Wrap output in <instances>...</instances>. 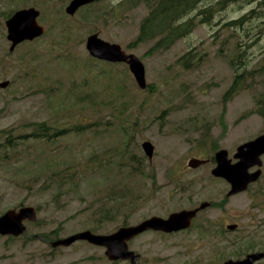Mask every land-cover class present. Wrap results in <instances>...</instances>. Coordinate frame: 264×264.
Here are the masks:
<instances>
[{
	"label": "rangeland",
	"instance_id": "obj_1",
	"mask_svg": "<svg viewBox=\"0 0 264 264\" xmlns=\"http://www.w3.org/2000/svg\"><path fill=\"white\" fill-rule=\"evenodd\" d=\"M69 2L0 0V83L10 82L0 87V133L24 131L33 121L87 127L52 144L31 142L36 147L30 151L45 154L35 165L24 162V152L10 164L0 163V216L23 206H34L38 213L36 222H26L27 237L0 236V264H131L110 261L104 247L87 241L53 248L49 242L55 237L41 235L54 230L56 239L85 230L111 234L203 202L211 205L199 212L189 230L147 231L132 239L129 248L141 255L139 264H219L264 251V227L258 226L264 219V177L249 190L227 196L230 184L211 173L217 151L226 149L235 163L237 148L264 133L259 113L264 98V32L258 37L256 18L264 12V0H209L198 5L191 16L204 8L210 12L208 20L201 22L199 17L190 35L152 54L148 51L154 41L131 46L148 14L144 5L124 10L117 8L120 0H101L88 12L69 16ZM29 7L40 11L46 33L11 52L5 15ZM250 11L256 13L242 25L230 24ZM87 13L88 21L82 17ZM66 27L72 32L68 37ZM93 33L141 59L145 89L127 64H107L90 56L86 40ZM189 50H196L201 59L186 69L178 59ZM235 59L242 61L240 72L247 63L246 78L237 95L225 98L234 82ZM85 92H92L95 101H77L76 95ZM146 140L155 147L151 161L142 148ZM192 158L208 162L193 169L188 166ZM71 165L80 171V187L71 193L56 199L52 190L39 185L27 188L30 176L43 177L48 167ZM115 204L121 213L99 219L103 205ZM229 224L239 227L227 231Z\"/></svg>",
	"mask_w": 264,
	"mask_h": 264
},
{
	"label": "water",
	"instance_id": "obj_2",
	"mask_svg": "<svg viewBox=\"0 0 264 264\" xmlns=\"http://www.w3.org/2000/svg\"><path fill=\"white\" fill-rule=\"evenodd\" d=\"M95 0H70L65 12L73 16L77 11ZM40 11L34 7L23 8L15 11L5 22L7 28V39L10 41V51L27 41H34L42 37L46 28L39 21ZM86 49L95 59L110 63H125L133 74L138 86L142 89L147 87L145 65L141 59L126 52L120 44L111 43L102 39L98 33H93L87 37ZM9 81L0 83V87L5 88ZM143 151L151 161L154 156L155 147L152 142L144 141ZM264 155V133L255 139L241 144L234 158L233 163L229 158L226 149H221L215 154L216 167L211 173L215 177L223 178L230 184L227 196L244 192L251 183L256 182L261 175ZM208 162L207 159L192 158L188 162L190 168L196 169ZM252 168H257L251 172ZM209 202H203L199 207L189 210H181L171 213L167 218L152 216L138 224L122 226L111 234H98L91 230L78 232L66 238H59L50 241L53 248L68 247L77 241H87L88 243L104 247L105 255L110 261H129L131 264H139L141 255L129 248V242L137 236L147 232L156 231L167 234L176 233L188 229L198 212L207 208ZM38 213L34 206H23L18 209L7 210L0 216V236L27 237L28 228L26 222L37 221ZM234 229L235 226H229ZM36 237H39L36 235ZM264 258V252L252 253L242 260L229 259L222 264H254Z\"/></svg>",
	"mask_w": 264,
	"mask_h": 264
},
{
	"label": "trees",
	"instance_id": "obj_3",
	"mask_svg": "<svg viewBox=\"0 0 264 264\" xmlns=\"http://www.w3.org/2000/svg\"><path fill=\"white\" fill-rule=\"evenodd\" d=\"M99 1L101 0H95V2ZM200 1L201 0H120L117 8L129 10L140 5H144L147 8L148 14L143 18L140 24L139 34L131 43V46L154 41L148 51V53L152 54L170 49L179 39H182L192 33L199 19V15L196 13L194 14L195 16L192 17L191 14L197 9L196 7L199 5ZM91 7L92 4L82 7L80 10L85 9V11L88 12ZM206 12L207 15L204 18V22L208 20L210 15V12L208 13V11H204V14ZM253 13L256 12L250 11L240 19L232 20L230 24L238 26L242 25L251 18V14ZM12 14V12H9L5 16L8 18ZM82 17L86 21L91 18L88 13ZM256 18L259 20V37L262 32H264V12H258ZM63 31L67 37L72 34L68 27H66ZM241 54L239 52L240 56ZM200 59L201 56H197L196 50H189L182 57H180L178 61L184 68L190 69L193 68L196 63L200 62ZM241 62V60L235 59L231 63L232 68L235 71V78L231 87L225 93V98L237 95L243 88L246 78V72L244 70H246L247 63L244 64L245 69L240 72V69L238 68H241ZM76 98L79 102L83 100L90 103L95 101L92 92H85L84 95H76ZM261 104L262 106L259 109V113L264 118V98L262 99ZM24 127H26L24 131L5 130L0 133L3 134L0 139V163L5 162V164H10V160L15 157L23 156L22 153L24 152V162L30 161L31 165H35L41 159L43 160L42 157H45V154L42 151H30L32 148L36 147V144H30L31 142H36L40 145L52 144L57 139L71 131L78 133L87 128L85 125H82V123L79 125L60 127L50 123L49 121H33L25 124ZM31 152L35 153V156H32ZM129 157L132 160L135 159L133 154H130ZM35 158L38 159L35 160ZM142 160L143 159H140L138 162L143 163ZM47 171L48 174L43 177H39V175L30 176L29 180H27V185H29L27 188L31 190L33 186L39 185L41 187L40 189L45 188V190H52L54 192L53 196H56L57 199V197L71 193L70 190H76L80 187L78 177V175H80V171L74 165L65 166L59 169L48 167ZM123 197L124 196L122 195L121 198ZM116 204L112 206L103 205L102 208L104 214L100 215L99 219H109L115 213H121L122 209L118 205L116 206ZM123 225L127 224L124 223ZM41 236L46 238L55 237L56 239L58 238V231L54 230L49 234H42ZM9 238L10 240L13 239L12 236ZM27 240L29 241V238Z\"/></svg>",
	"mask_w": 264,
	"mask_h": 264
},
{
	"label": "flooded vegetation",
	"instance_id": "obj_4",
	"mask_svg": "<svg viewBox=\"0 0 264 264\" xmlns=\"http://www.w3.org/2000/svg\"><path fill=\"white\" fill-rule=\"evenodd\" d=\"M207 2H209V0H201L200 1V3H199V5H203L204 3H207ZM209 4H211V3H209ZM264 4V3H263ZM204 11H208V9H204V8H202V9H200L199 10V17H200V21L201 22H203L204 21V18L206 17V15H207V12L204 14ZM205 16V17H204ZM210 16V15H209ZM257 168H252L251 169V172H254L255 170H256ZM264 177V169H263V165H262V172H261V175H260V178L256 181V182H254V183H251L250 185H249V187H248V189L247 190H249V188H250V186L251 185H253V184H257V183H259L260 181H261V179ZM246 190V191H247ZM245 192V191H244ZM242 193V192H241ZM239 194V193H238ZM236 195V194H235ZM211 205V204H210ZM209 205V206H210ZM208 206V207H209ZM206 209V208H205ZM200 212V211H199ZM199 212H198V214H199ZM198 214H197V216H198ZM197 216L193 219V221H192V224H191V226L188 228V229H185V230H182V231H186V230H189L190 228H192L193 227V225L196 223V221H197ZM231 225H234L235 226V228L234 229H230L229 228V226H231ZM258 226H260V228L261 227H264V219H262L260 222H259V225ZM238 225L237 224H229V225H227L226 226V230L227 231H236L237 229H238ZM182 231H179V232H182ZM156 232V231H155ZM161 233H163V232H161ZM138 237V236H137ZM259 252H264L263 250H256V251H253V252H249V253H246V254H244L243 256H240V257H234V258H229V259H232V260H242V259H244V258H246L247 257V255H249V254H252V253H259ZM229 259H227V260H229ZM226 260V261H227ZM264 260V258L263 259H261V260H258V261H256L254 264H259V263H261L262 261ZM115 262V261H114ZM225 262V261H224ZM223 262V263H224ZM219 264H222V263H219Z\"/></svg>",
	"mask_w": 264,
	"mask_h": 264
}]
</instances>
